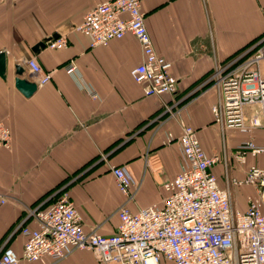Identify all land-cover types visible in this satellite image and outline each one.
<instances>
[{"label": "crops", "instance_id": "0c3cea01", "mask_svg": "<svg viewBox=\"0 0 264 264\" xmlns=\"http://www.w3.org/2000/svg\"><path fill=\"white\" fill-rule=\"evenodd\" d=\"M104 0H0V52L5 55L0 77V122L10 130L8 148H0V248L20 254L23 237L15 230L28 208L53 201L66 192L85 231L103 236L115 232L116 208L123 202L110 172L124 166L137 185L131 211L160 204L162 184L179 170L182 156L176 141L179 121L195 129L207 155L228 158V176L242 178L249 165L264 166L263 155L245 156L243 164L230 156L236 145L248 139L264 145L259 130L226 128L212 120L210 106L216 100L212 88L190 92L215 64L264 38V0H141L140 9L154 51L171 63L175 90L143 95L129 71L140 62L138 43L130 35L106 46L88 47L85 36L74 32L85 12ZM67 43L33 52L31 47L52 34ZM33 58L48 82L38 85L26 67ZM72 59L76 76L63 64ZM264 68V59L260 61ZM21 77L34 82L29 96L13 84L14 66ZM89 86L92 95L83 88ZM168 109V110H167ZM172 113V114H169ZM171 134L173 138L168 137ZM223 187V167L211 168ZM234 208H246L249 185H231ZM33 225L32 218L25 220ZM18 264H53L43 256ZM57 264H102L90 250L75 249ZM160 264H173L161 261Z\"/></svg>", "mask_w": 264, "mask_h": 264}, {"label": "built area", "instance_id": "2783aa9c", "mask_svg": "<svg viewBox=\"0 0 264 264\" xmlns=\"http://www.w3.org/2000/svg\"><path fill=\"white\" fill-rule=\"evenodd\" d=\"M141 0H104L93 4L72 30L88 40V47L106 46L111 40L130 34L138 43L141 59L129 75L143 95H162L175 90L176 78L171 63L158 55L151 44L140 9ZM58 35L45 46L59 49L66 45ZM264 59V38L215 64L190 94L212 88L216 94L210 106L212 120L220 129L249 132L264 129V76L259 71ZM28 71L38 85L49 81L51 72L43 71L29 58ZM69 76H76L72 59L63 64ZM92 95L89 86L83 87ZM168 110V109H167ZM172 114V113H169ZM176 138L182 161L179 170L162 184L165 192L160 204H150L131 211L137 185L124 166H112L117 190L123 202L116 208L118 223L108 236L92 228L83 230L73 202L66 192H59L50 203L28 208L17 230L23 237L20 254L5 246L0 248V264H18L49 257L53 264L75 249L90 250L102 264H264V166L249 165L242 178L228 176V156L207 155L194 128L179 121ZM169 139L173 138L168 134ZM9 128L0 122V148H8ZM263 155L264 145L248 139L235 146L230 155L239 165L246 154ZM223 167L224 186L219 187L211 168ZM249 185L253 194L246 196V208L238 210L231 202L230 186ZM0 199V202H3ZM32 218L33 225L25 220Z\"/></svg>", "mask_w": 264, "mask_h": 264}, {"label": "water", "instance_id": "95a60500", "mask_svg": "<svg viewBox=\"0 0 264 264\" xmlns=\"http://www.w3.org/2000/svg\"><path fill=\"white\" fill-rule=\"evenodd\" d=\"M55 37H57V34L54 33L49 38H46L42 41L35 43L31 47V50L33 52H37L40 48L45 47V42L47 40H49L50 38H55ZM14 70H15V75H16L15 78L13 79L14 87L24 96H29L36 88L35 83L27 81L21 77L22 72H23V68L21 66L15 65ZM4 72H5V55L3 52H0V77L4 78Z\"/></svg>", "mask_w": 264, "mask_h": 264}, {"label": "rangeland", "instance_id": "374dc122", "mask_svg": "<svg viewBox=\"0 0 264 264\" xmlns=\"http://www.w3.org/2000/svg\"><path fill=\"white\" fill-rule=\"evenodd\" d=\"M259 71H260L261 75L264 76V68L262 67L261 64H259ZM259 132H261L260 133V136H258V137H261L260 140L261 139H264V130L263 131L262 130H259ZM233 161L235 162V160H233Z\"/></svg>", "mask_w": 264, "mask_h": 264}]
</instances>
